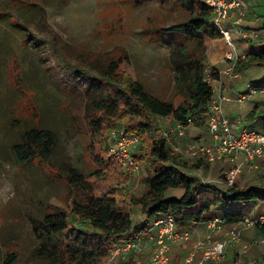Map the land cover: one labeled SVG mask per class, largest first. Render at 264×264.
Returning <instances> with one entry per match:
<instances>
[{
    "label": "rangeland",
    "instance_id": "rangeland-1",
    "mask_svg": "<svg viewBox=\"0 0 264 264\" xmlns=\"http://www.w3.org/2000/svg\"><path fill=\"white\" fill-rule=\"evenodd\" d=\"M187 18L179 0H0V264L4 244L18 251V264H34L30 251L35 241L29 222L31 217L41 216L51 207L69 209L71 194L65 173L68 166L84 173L94 168L103 173H117L118 177L111 179L116 203L129 212L132 223L144 225L146 217L132 198L146 189L143 177L148 163L136 162L137 171L109 164L107 147L111 132L123 126V121L101 135L91 134L78 118L82 115L79 107L84 101L86 75L66 64L71 60L86 70L83 59L91 53L117 55L122 50L128 57L125 64L128 75L151 93L178 103L181 96L174 84L169 58L176 39L189 49L194 43L182 39L183 30L175 29L177 34L172 35L162 28ZM204 66L210 71L207 60ZM172 121L158 118L160 133L155 135L168 136L174 152L186 162L178 169L197 177L210 195L226 189L227 173L239 164L233 183L239 187L264 188V165L260 159H255L257 168L250 169L243 162V154L209 159L208 153L198 150L208 148L214 152L217 147L207 119L201 126L180 125L182 134L177 122ZM252 125L264 133L260 118ZM34 126L52 136L47 162L40 155L26 160L16 154L25 133ZM120 172L127 174L126 180L120 178ZM182 193L183 188H177L171 194ZM200 201L196 211L210 212L212 216L224 213V207L209 204L203 207L207 200L201 197ZM235 207L250 218L261 212L257 209V213H251L252 202L234 203L231 209ZM71 221L73 226H81L76 216ZM205 222L185 226L190 230L187 242L193 233L197 237L206 235L200 238L199 247L224 239L212 233L207 243L209 230ZM231 225L225 223L222 231L215 234H226ZM246 227L250 226L241 227V231ZM244 244L238 254L246 251ZM148 256L149 251L141 252L127 261L118 259L115 264H133L135 258L147 260Z\"/></svg>",
    "mask_w": 264,
    "mask_h": 264
},
{
    "label": "trees",
    "instance_id": "trees-1",
    "mask_svg": "<svg viewBox=\"0 0 264 264\" xmlns=\"http://www.w3.org/2000/svg\"><path fill=\"white\" fill-rule=\"evenodd\" d=\"M179 2L188 18L162 28L172 35L177 34L175 29L183 30L182 39L194 43V47L189 49L176 39L169 58L174 84L181 96L178 103L151 93L140 81L128 75L125 69L128 57L122 50L117 55L91 53L83 59L86 70H81L71 60L66 66L86 75L87 83L82 94L84 101L79 107L82 115L78 118L91 134L101 135L116 122L123 121L124 130L136 133L140 138V151L137 153V149L133 157L135 162L148 163L143 177L146 189L132 200L140 204L146 218L170 211L177 217L179 225L186 226L214 216L210 212L196 211L201 205L197 194L203 184L197 177L178 169L186 162L174 152L165 135H155L160 133L156 121L170 117L181 126L205 123L212 87L204 79L206 46L203 41L206 37L220 34L212 26L211 8L203 0ZM250 65H264V46L259 52L238 57L233 70L239 72ZM209 73L211 78L216 74L212 68ZM72 76L75 75L72 73ZM24 137L16 149L18 158L32 160L40 155L47 162L52 136L34 126ZM110 160L109 164L117 168L118 164ZM65 173L71 194L69 209L51 207L41 216L31 217L29 222L30 234L35 241L30 251L34 264H99L108 255L112 240L145 233V224L132 223L129 212L116 203L111 179L118 177L117 173H103L99 168L84 173L72 166H68ZM126 175L119 173L122 180H126ZM178 187L183 188L180 196L166 195L167 190ZM248 201L264 203V188L258 185L239 187L233 183L224 191L215 193L214 199L206 201L203 207H208V204L214 208L222 206L225 210L221 216L225 222L235 223L244 214L240 207L231 209L232 204ZM73 216L80 219V227L73 226ZM4 247L2 264H18V251L5 244Z\"/></svg>",
    "mask_w": 264,
    "mask_h": 264
},
{
    "label": "built area",
    "instance_id": "built-area-1",
    "mask_svg": "<svg viewBox=\"0 0 264 264\" xmlns=\"http://www.w3.org/2000/svg\"><path fill=\"white\" fill-rule=\"evenodd\" d=\"M203 1L211 8L212 26L231 47L224 53V58L229 61L235 60V49L231 41L232 32L225 25V20L232 9L237 10L240 13L239 15L242 16V0ZM234 31L245 38L257 35L255 30L246 29L241 26L235 27ZM204 79L209 82L211 81V75L207 68H205ZM258 92H264V88H260L256 81H248L245 84L244 91L238 97V101L243 102ZM222 100V96L212 97L207 114L209 131L216 138L217 147L214 152H211L208 148H199L198 150L208 153L209 159L222 157L224 154L231 155L233 158L237 157L238 154H243V162L250 169L257 168L255 163V159L257 158L264 165V133L258 131L253 126L245 124L237 126L235 132H233V125L224 113ZM178 128L180 134H182V127L179 125ZM165 138L172 147L167 135H165ZM139 145L140 138L138 134L126 132L123 126L117 127L111 132L107 147L108 158L114 160L121 167L137 171L139 165L134 161L133 153L136 152ZM240 166L241 164L237 165L227 173L226 185H232L234 178L240 170ZM205 223L209 230L207 234L209 238L212 233L222 231L223 225L226 222L224 217L219 215L206 220ZM259 224H264V215L252 218L244 216L241 220L232 223L226 231V238L222 241H214L205 247L202 259L197 261L196 264H205V261L211 259L216 261L222 260L224 258L225 247L228 243L241 242V227ZM145 226V233L125 237L120 240H112L108 255L99 264H115L118 259L127 261L133 254H139L143 251H149L147 260L135 258L133 264H172L169 254L170 246L173 243L187 241L190 238V230L185 226L180 227L177 217L170 211L153 216ZM249 246L244 244V250H247ZM191 263L192 257L188 256L185 258L183 264ZM248 264H264V259H251L248 261Z\"/></svg>",
    "mask_w": 264,
    "mask_h": 264
},
{
    "label": "crops",
    "instance_id": "crops-1",
    "mask_svg": "<svg viewBox=\"0 0 264 264\" xmlns=\"http://www.w3.org/2000/svg\"><path fill=\"white\" fill-rule=\"evenodd\" d=\"M242 8V16L239 15L240 13H238L237 10L232 9L228 18L225 20V25L230 28L232 32L231 41L235 49V60L238 57L244 58L245 55L250 52H259L261 47L264 46V0H242ZM238 26L245 27L246 29H253L256 31L257 35L245 38L234 31V28ZM203 43L206 46L203 63L207 60L210 64V69L212 68L216 72L210 81L212 97H223V110L233 125V132H235L236 127L240 124L253 126L252 124L257 118L261 119L262 126H264V92H258L243 102L238 101V97L244 91L246 82L253 80L257 82L260 88H264V65H250L242 71L235 72L233 70L235 60L229 61L224 58V53L231 47L221 35L206 37ZM164 118L170 119V117ZM172 120L174 119L171 118V121ZM172 122L175 124V120ZM179 125V123H176L177 127H179ZM164 132L166 131L164 130ZM175 189L177 188L167 190L166 195H172L171 193ZM208 192L209 190L206 188L199 189L197 198L200 199L202 197L204 200L211 201L214 199L215 194L210 195ZM248 202L254 204V208H251L252 214L257 213V209H259L261 210L259 215H264V203L255 201ZM246 203L247 202L244 204ZM150 219L151 218H146L144 224L146 225ZM228 224L232 223H227V225ZM179 226L181 227V225ZM213 234L215 236L222 235L221 237L224 239L227 236L225 233L215 234L214 232ZM205 236L204 234L203 237H197V235L195 236L193 233L190 242L182 241L173 243L169 250L171 263L183 264L185 258L191 256V264H196L204 253L205 246L199 247L201 246L199 241L201 240L200 238L203 239ZM208 242L209 238L207 237V243ZM244 243H250L249 249L244 253L238 254ZM225 254L224 259L221 261L211 259L204 263L248 264L250 259H264V224L244 228L241 231V242L228 243L225 247Z\"/></svg>",
    "mask_w": 264,
    "mask_h": 264
}]
</instances>
